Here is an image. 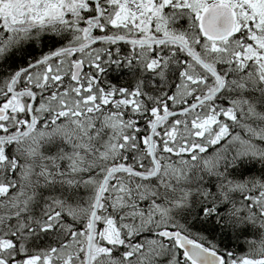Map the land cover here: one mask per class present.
Masks as SVG:
<instances>
[{
  "label": "snow or ice",
  "instance_id": "obj_1",
  "mask_svg": "<svg viewBox=\"0 0 264 264\" xmlns=\"http://www.w3.org/2000/svg\"><path fill=\"white\" fill-rule=\"evenodd\" d=\"M0 264H264V0H0Z\"/></svg>",
  "mask_w": 264,
  "mask_h": 264
}]
</instances>
